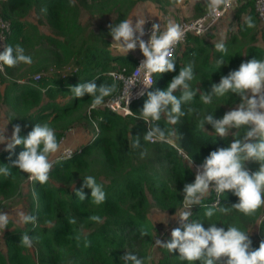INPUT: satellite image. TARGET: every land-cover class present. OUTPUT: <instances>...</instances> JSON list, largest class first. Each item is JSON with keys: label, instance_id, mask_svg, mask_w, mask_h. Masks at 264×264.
I'll return each mask as SVG.
<instances>
[{"label": "trees", "instance_id": "1", "mask_svg": "<svg viewBox=\"0 0 264 264\" xmlns=\"http://www.w3.org/2000/svg\"><path fill=\"white\" fill-rule=\"evenodd\" d=\"M142 1L154 2L165 12L180 0H0V16L9 24L4 46L20 45L31 56V63L18 62L0 69V131L4 128V134L10 136L12 126L19 124L20 134L26 135L33 124L47 122L58 141L56 152L49 154L52 166L43 184L30 180L12 164L23 145L8 150L0 144V166L9 168L8 175L0 174V199L17 195L29 180L28 202L21 213L35 217L30 222L9 217L7 226L0 229V264H123L121 256L129 251L143 258V264H189L175 250L169 252L165 247L158 259L149 260L156 236L149 210L153 206L176 218L184 210L179 190L195 173L188 157L199 164L210 149L226 146L244 128H234L235 132L230 129L221 138L207 122L201 126L206 112L213 111L214 118L218 117L225 106L237 103L240 97L232 93L213 96L206 105L199 99V91H208L220 75L242 60L264 58V48L258 44L259 39L264 43V19L258 17L251 1H243L234 8L237 24L223 41L225 51H218L205 34L188 35L177 46L173 70L153 73L148 91L165 87L189 62L194 72L190 84L198 91L191 101L182 103L184 115L176 124L168 123L163 114L156 121L165 129V138L173 139L171 143L145 140L143 133L151 123L138 116L147 92L130 104V114L121 115L103 103L90 107L91 96L84 93L72 97L69 88L88 81L113 83L110 70H130L134 66L137 56L111 50L108 25L129 18ZM208 7H201L199 15ZM242 12L245 17L240 19ZM32 13L38 23L39 15L43 16L48 33L40 32L37 23L27 19ZM90 17L101 24L90 28L86 22ZM246 18L253 21L251 26L246 25ZM221 58L224 62L217 65ZM35 74L40 76L34 79ZM116 90L117 84L103 102ZM174 94L179 95V91L174 90ZM73 127H91L92 132L83 129L88 133L86 138L71 145L65 135ZM134 139H140L139 146L133 147ZM65 146L72 148L68 157L60 155ZM245 166L251 172L258 168V162L249 160ZM85 175L94 176L102 185V203L95 204L88 197V187L82 189L83 200L76 195ZM215 197L210 188L200 205L191 206L190 219L203 220L205 227L211 222L218 226L222 223L225 228L234 225L248 232L252 247H258L264 240V203L245 214L231 207L236 197L225 190L219 204L214 205L217 211L213 217H204L205 206L213 205ZM256 222L257 234H251L250 226ZM24 233L32 239L30 246L22 243Z\"/></svg>", "mask_w": 264, "mask_h": 264}, {"label": "clouds", "instance_id": "2", "mask_svg": "<svg viewBox=\"0 0 264 264\" xmlns=\"http://www.w3.org/2000/svg\"><path fill=\"white\" fill-rule=\"evenodd\" d=\"M221 0H212L211 8H215ZM246 25L251 26L253 21L246 18ZM144 19L133 20L120 19L116 23H109L108 32L111 42L124 54L136 47L143 55L138 68L144 71V79L139 80L147 87L152 84V74L172 71L174 68L173 46L183 36L181 27L170 22L164 30H160L159 23H152L148 39L141 37L144 33ZM215 48L223 52L225 44L221 40L215 44ZM18 62L31 63V56L24 53L20 45H6L0 50V68L12 66ZM224 62L218 59L217 65ZM194 78L193 65L191 62L180 67L163 88H155L147 91L146 99L139 110V118L151 123V127L143 133L145 140L165 139V129L156 121L161 119L162 114L168 123L176 124L184 115L181 105L191 101L197 93V88L190 84ZM136 79L129 78L127 81V100L129 86ZM116 87L113 83H100L94 81L69 85L72 97H80L84 93L91 96L90 107H96L103 103V98L109 95ZM179 91V95L174 94ZM227 93L240 97V102L234 108H229L222 115L215 117L213 111L206 112L201 121L211 125L215 133L221 138L225 137L230 129L244 126L242 135L233 137L226 146H217L210 149L202 161L197 164L194 178L190 182H184L182 188L183 209L175 215L178 226L170 230L166 240L155 238L154 243L165 247L169 252L175 250L181 260L192 264H264V240L259 242L258 247L253 248L248 232L236 226H219L215 222L207 223L203 220L190 219L192 216L191 206L201 204L202 198L212 188L217 194L215 204H219L221 194L225 190H231L236 200L231 207L249 214L264 203V58L254 57L241 61L234 69H229L226 74L219 76L218 81L211 84L208 91H199V99L203 104H210L213 96L222 97ZM139 94H143L142 91ZM126 113H130L126 108ZM140 139L132 141L133 147L139 146ZM0 144L5 149L12 150L16 145H23L12 161L15 168L23 170L32 181L43 184L48 179L52 161L49 154L56 152L58 141L54 130L47 122H39L32 125L26 135L20 134V125L12 126L10 136L4 134V128L0 131ZM70 155V153H69ZM189 166L193 164L192 158L188 157ZM253 160L258 162V168L249 171L245 162ZM0 174L8 175L9 168L0 166ZM84 187L90 189L88 197L95 204H100L105 199V191L102 185L96 182L92 175L82 178L81 187L75 190L80 200L85 198ZM217 211L214 205L205 206L204 217H213ZM219 211H226L220 208ZM35 217L31 214H20L22 222H30ZM91 219L98 220V216ZM9 222L7 212L0 211V229H4ZM22 243L26 246L32 244L31 237L24 233L21 236ZM223 258V259H222ZM121 259L123 264H143V258L135 252H125Z\"/></svg>", "mask_w": 264, "mask_h": 264}, {"label": "built area", "instance_id": "3", "mask_svg": "<svg viewBox=\"0 0 264 264\" xmlns=\"http://www.w3.org/2000/svg\"><path fill=\"white\" fill-rule=\"evenodd\" d=\"M248 1V0H221V3L213 10L211 6L208 7L206 11H204L201 15H198L196 17L188 18V19H181L177 24L181 27L183 31V36L181 39L177 41V43L173 46V56L176 51V48L179 44L185 41L186 37L188 35H196V36H202L206 33H208L211 28L215 25V23L228 11L232 10L236 6L240 4V2ZM253 3V6L255 8V11L260 19H264V0H249ZM153 21L151 18L145 19V28H144V35L149 36V33L151 31V25ZM9 31V24L6 20H3L0 16V50L4 47V40L6 33ZM146 39V40H147ZM145 40V41H146ZM143 59V55L137 56L134 66L127 70L126 67H121L119 69L110 70L108 73L112 77L113 81L117 84V90L116 93L109 98H106L103 102V105H105L110 110L119 113L121 115H126L130 113H126V108H129L130 110V104L133 101H136L140 99L151 87L147 86L145 87L141 81L144 79V71L141 68H138L140 61ZM2 69V68H0ZM40 76V74H35L33 76L34 79H37ZM129 78L136 79L134 84L129 86V97L128 102L127 100V94H128V88H127V81ZM152 83H153V74H152ZM142 91L143 94H139V92ZM131 111V110H130ZM167 142L168 138L163 139ZM171 143V142H170ZM72 148L70 146H65L62 148L60 155L62 157H68L69 153L71 154ZM198 163L192 164L194 169L196 170V165ZM216 197L212 201L213 205L215 204V201L217 199V194L212 189Z\"/></svg>", "mask_w": 264, "mask_h": 264}, {"label": "crops", "instance_id": "4", "mask_svg": "<svg viewBox=\"0 0 264 264\" xmlns=\"http://www.w3.org/2000/svg\"><path fill=\"white\" fill-rule=\"evenodd\" d=\"M211 4H212V0H180L175 5L166 7V12H164V11L162 12L156 6V4L154 2L142 1V2H139L132 9L131 14H133L136 11L137 6L142 5V7H140L141 15H140L139 20L144 19L143 28H145V19L151 18L153 23L155 22V23L160 24V30L162 31L170 22L177 24L181 19H188V18L196 17L197 15H199L201 13V7H203V9H204L206 6L207 7L211 6ZM131 14H130V16H131ZM234 14H235L234 8L232 10L228 11L227 13H225L215 23V25L211 28V30L208 33H206L207 35H204L205 38L210 43H217L221 40L225 41L229 37V31L230 30L232 31V29L236 28L237 19L235 18ZM239 16H240V19L244 18L245 13L242 12ZM27 19L30 21L36 22L40 32H44V33L49 32L47 25L43 21V16L39 15L40 23L37 22V20H36L37 16L33 13L30 14L27 17ZM141 38H144V40H146L147 36L145 38L144 33H143V36ZM258 44H260L264 48V43L260 39L258 41ZM111 50H113L117 54L123 53L117 47H115V45L113 43L111 45ZM136 52H137L136 50L131 49V50H128L125 54H131L133 56L142 55V53L140 51L138 52V54H136ZM238 102H240V101H238ZM237 103L229 105V106H225L224 107L225 111H227L229 108H234ZM74 129H80V131L78 132L79 138L73 134V132H72L73 129L70 130L71 132L66 139H67V142L71 145H74L77 142V140L84 138V136L86 135V132H84V130L81 127L80 128H74ZM233 131L235 132V130H233ZM243 132H244V128L241 129V132L239 135H242ZM231 139H233V138H230L229 141Z\"/></svg>", "mask_w": 264, "mask_h": 264}, {"label": "rangeland", "instance_id": "5", "mask_svg": "<svg viewBox=\"0 0 264 264\" xmlns=\"http://www.w3.org/2000/svg\"><path fill=\"white\" fill-rule=\"evenodd\" d=\"M140 7H142V5L137 6L136 11L131 14L130 18L133 20V22L135 20H139L140 15H141V10ZM166 12V11H165ZM87 24L91 25L93 27H97L99 24H101L100 20H96L94 18H89L87 21ZM207 35V34H205ZM146 38V35H144ZM144 39V38H142ZM147 39V38H146ZM178 48V47H177ZM134 50H136V54H138V52L140 51L138 47L134 48ZM89 129H84V130H88V133L90 134L91 131V127H88ZM73 129V134L79 138V134L78 132L80 131V129ZM70 129V130H72ZM68 131L66 133V137L69 136L71 131ZM86 133V134H88ZM84 138H86L84 136ZM82 138V139H84ZM169 142H172L173 139H168ZM22 187V191L20 190V193H18L17 195H13L9 198H1L0 199V211H4L8 213V216L10 218H13L15 221L19 222L20 221V214L21 212L24 210L23 208H25V206L27 205L28 202V198H27V189L29 187V180L24 182V184L21 186ZM149 217L151 218V220H153L154 224L156 225V230H155V238H159L162 241L166 240L167 234L170 232V230L178 223V219L177 217H173V215H170L168 213H166L165 211H161L156 207H151L149 210ZM250 233L251 234H257V222L254 225L250 226ZM155 241V239H154ZM161 248L162 246L157 245L155 243H153V246L150 248L149 250V260H155L158 259L159 256H161Z\"/></svg>", "mask_w": 264, "mask_h": 264}]
</instances>
